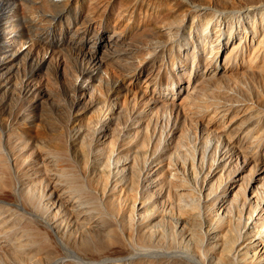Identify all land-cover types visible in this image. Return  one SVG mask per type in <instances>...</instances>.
I'll use <instances>...</instances> for the list:
<instances>
[{"label":"rangeland","instance_id":"obj_1","mask_svg":"<svg viewBox=\"0 0 264 264\" xmlns=\"http://www.w3.org/2000/svg\"><path fill=\"white\" fill-rule=\"evenodd\" d=\"M260 5L0 0V208L40 226L35 207L54 212L53 187L69 189L68 174L90 180L107 161L136 165L144 191L147 168L163 178L169 166L190 168L222 151L229 179L243 176L248 195L259 166H235L233 154L254 140L255 122H242L241 108H264V76L250 67L255 48L243 35L244 9ZM238 35L244 42L222 52ZM22 181L28 186L18 194ZM29 193L36 205L26 202ZM59 207L55 214L67 221Z\"/></svg>","mask_w":264,"mask_h":264},{"label":"bare ground","instance_id":"obj_2","mask_svg":"<svg viewBox=\"0 0 264 264\" xmlns=\"http://www.w3.org/2000/svg\"><path fill=\"white\" fill-rule=\"evenodd\" d=\"M244 12L249 20L243 35L255 48L250 67L264 76V5ZM243 42L240 35L229 39L222 52ZM241 110L242 122H255L254 140L251 146H236L235 166H259L248 195L243 176L229 179L230 157L224 151L221 159H193L190 168L187 163L169 166L163 178L149 167L144 191L141 168L112 167L107 161L104 172L90 180L71 173L69 189L54 186V212L33 208L40 226L0 208V254L6 264H264V108L248 105ZM201 174L205 180L196 189L192 182ZM27 186L22 181L16 191L25 192ZM25 198L36 205L32 194ZM59 206L69 214L67 221L55 214Z\"/></svg>","mask_w":264,"mask_h":264}]
</instances>
